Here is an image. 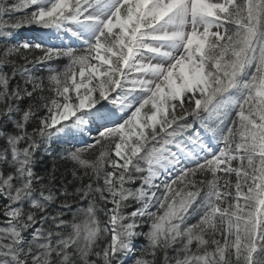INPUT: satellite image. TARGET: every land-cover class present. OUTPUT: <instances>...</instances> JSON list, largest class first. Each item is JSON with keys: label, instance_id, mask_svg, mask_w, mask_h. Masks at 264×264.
<instances>
[{"label": "snow or ice", "instance_id": "6c2138e0", "mask_svg": "<svg viewBox=\"0 0 264 264\" xmlns=\"http://www.w3.org/2000/svg\"><path fill=\"white\" fill-rule=\"evenodd\" d=\"M0 264H264V0H0Z\"/></svg>", "mask_w": 264, "mask_h": 264}]
</instances>
